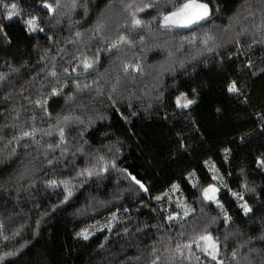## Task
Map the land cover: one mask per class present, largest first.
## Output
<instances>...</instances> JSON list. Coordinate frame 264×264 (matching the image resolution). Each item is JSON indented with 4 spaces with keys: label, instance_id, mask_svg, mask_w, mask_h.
I'll list each match as a JSON object with an SVG mask.
<instances>
[{
    "label": "trees",
    "instance_id": "obj_1",
    "mask_svg": "<svg viewBox=\"0 0 264 264\" xmlns=\"http://www.w3.org/2000/svg\"><path fill=\"white\" fill-rule=\"evenodd\" d=\"M28 2L34 4L35 0ZM140 2L78 0L81 6L70 13L71 22L67 16L60 18V23L50 21L41 12L42 26L51 40L45 33L29 36L16 20L9 22L8 32L13 43L11 46L0 43V73L6 76V80L0 82V224L3 225L0 254L17 251L22 245L26 247L22 255L6 258L3 264H150L154 255H160L163 264L164 258L169 256L165 249L174 250L177 243L193 238L191 219L183 229L179 222L165 219L172 212L182 214L177 201L195 205L197 227L219 212L215 204L201 210L196 200L200 193L191 186L186 175L195 170L201 183L211 182L213 163L233 191L241 190L239 186L244 177L240 170L245 169L255 192H245L244 196L254 208L264 209V196L260 195L264 192V172L255 164V158L264 153V135L257 132L253 115L264 109V75L251 77L240 72V62L246 59H251L257 67H264V42L254 27L264 18L261 11L264 4L261 0H219L218 18L205 26L223 41L234 33L223 34L217 32L216 27L222 29L229 23V17H233L236 29L246 27L247 34L240 38L239 53L232 43H223L213 52L204 51L199 39L189 42L192 36L187 30L164 33L155 23L151 31L147 27L128 31L132 46L109 52L108 42L116 38L118 25L127 17L123 5ZM146 11L155 14V10ZM137 15L150 19L145 13ZM100 17L107 23L104 31L97 34L93 28ZM76 31L82 34L79 39L74 36ZM203 31L197 30L198 37ZM140 36H144L143 43ZM45 49L50 50L48 57H55L58 72L74 55L83 53L89 58L97 57L90 74L79 79L89 84L97 80L102 94L97 95L96 85L92 84V90L75 94L73 100L66 102V95L72 93L69 85L63 95L48 99V112L52 117L48 119L47 114L24 99H35L40 92L49 90L47 85L51 78L47 77L46 69L52 61L48 57L44 61L39 59ZM120 60H139L144 72L134 79L123 78L112 92ZM163 68L170 71H162ZM237 76L245 81L248 103L226 91V80ZM41 84L45 85L43 89ZM192 88L198 92L196 103L187 110L175 109L174 97L178 91L190 92ZM157 94L159 99H156ZM109 95L125 115L136 113L129 116L130 123L121 120ZM12 109L20 112L18 126L35 124V138L40 144L29 140V147L25 148L21 142L16 153L9 156V147H16V142L6 147L7 141L18 130L12 127ZM70 112L85 119L98 114L107 117L94 124L96 128L103 126L107 136L89 129V143L85 146L86 151L103 154L109 162V171L100 178L76 176L80 168L89 166V161L95 163L91 156L68 154L63 162L52 167L43 163L47 143L58 139L55 129L49 126L55 124L58 114ZM33 113L34 122L28 119ZM165 115L168 119H164ZM192 120L196 125L190 123ZM194 127L199 131H194ZM176 128L185 130L190 144L186 152L176 151ZM48 131L52 132L51 136L44 134ZM241 132L247 136L243 143ZM69 140L75 143L72 136ZM117 143L121 152L117 153L115 148L109 151V147ZM225 147L231 149L227 160L222 151ZM55 155L59 156V151ZM113 159L115 169L110 166ZM205 161H208L207 166ZM25 169L32 170L25 173L26 177L34 173L32 186L28 185L27 178L19 177ZM120 169H127L142 179L149 193L140 190ZM51 177L69 180L73 195L67 203H60L63 187L49 188L44 184L43 181ZM15 178L20 180L14 183ZM81 180L85 182L81 184ZM173 183L180 185L178 193L172 190ZM156 196H161V200H155ZM218 196L233 217V229L245 236L257 234L252 229L261 227L260 217L264 212L246 218L231 192L222 189ZM82 230H88L87 240L76 236ZM210 230L223 239L225 228L219 220L211 224ZM181 231L183 236L179 234ZM152 248L157 249L155 254ZM225 261L227 264L226 257ZM176 264H205V257L193 246L192 258L177 259Z\"/></svg>",
    "mask_w": 264,
    "mask_h": 264
},
{
    "label": "snow or ice",
    "instance_id": "obj_2",
    "mask_svg": "<svg viewBox=\"0 0 264 264\" xmlns=\"http://www.w3.org/2000/svg\"><path fill=\"white\" fill-rule=\"evenodd\" d=\"M261 3L264 4V0H261ZM80 6L78 0H35L34 4L29 3L28 0H2V2H0V43H3L4 46L12 45L13 41L8 32V28L10 26L9 22L13 20H16L21 25L22 30L29 36L38 32L45 33L47 36L45 28L42 26L41 12H43L44 16L50 21L54 20L56 23H60V18L67 16L71 22L70 13ZM149 9L155 10V14L152 15L148 13L146 10ZM261 11L264 12V8H262ZM123 12L127 13V17L118 25L116 38L108 42L107 48L109 52L114 50L118 52L125 45L132 46L133 41L129 38L127 32L145 27L151 31V25L153 23L157 25L159 31L164 33H174L176 30H187L192 36V40L189 42L194 43L199 39L202 50L208 52H213L217 48L222 47L223 43H232L237 46L236 50L237 53H239L242 46L240 38L247 34L246 27H240L239 29L235 28L233 17L228 18L229 23L222 29L218 26L216 27L217 32L223 34L234 33V35L229 36L227 41H223L221 37L213 34L212 29L205 28L206 25L218 18L220 14L221 5L219 0H162V3L159 2V0H141L140 3L136 4H124ZM138 13L150 15V19H141L137 15ZM236 15L238 16V14ZM106 23L107 21L104 17L98 18L93 31L97 34L102 33L106 27ZM235 23H238V20ZM254 27L255 31L260 34L261 42H264V18H262L260 24ZM121 28L124 29L123 32L120 31ZM198 29H204L202 35L199 37L197 34ZM81 35L80 31L74 33L76 39H79ZM47 38L49 40L52 39L51 36H47ZM139 39L141 43H143L144 36H140ZM49 51V49H45L39 59L44 61L45 58L48 57ZM61 51L63 50L61 49ZM169 55H171V53H169ZM48 59L52 61L50 66H47L46 69L47 77L51 78L47 85L49 90L46 93L40 92L35 99L24 97L30 104H33L41 112L47 114L48 119L52 118L51 113L48 112V99L52 96L63 95L64 89L69 85L72 87V93L66 95V102L73 100L75 94L82 93L85 90H92V84L96 85V94H102L101 85L97 80H93L92 83L89 84L81 83L79 79L81 76L86 77L90 74V71L97 63V57L94 56L89 58L83 53L74 55L71 60L66 62L67 66H61L60 72L57 71L55 57H48ZM117 59H119V57H117ZM240 63V72H243L245 76L255 77L257 75H264V67H257L251 59H246ZM162 71L166 72L170 71V69L163 68ZM61 72L63 75H61ZM143 72L144 68L139 60H120L119 73L116 76V83L112 85L111 91L115 92L117 90L123 78L134 79L136 75L143 74ZM157 75H159V73ZM5 80V74L0 73V82ZM245 86V81L241 76L228 78L225 83L227 93L236 98H243L244 103H248L249 97L244 91ZM40 87L43 89L45 85L41 84ZM197 95L198 92L196 88H192L190 92L178 91V94L174 97L175 109L181 111L190 109V107L196 103ZM5 98H8L7 95ZM159 98L160 96L157 94L156 99ZM108 99L112 102L113 109L119 113L121 120L125 123H130L129 116H134L136 113L133 111L129 115H125L117 106V102L113 99L112 95H109ZM128 106L129 108L133 107L131 100ZM12 111L14 113L12 116V127L18 128V130L15 131L7 141L6 147L11 146L13 141L16 142V147H9V156L16 153V149L20 146L21 142H23L25 148L29 147V140L37 145L40 144V141H37L35 138L37 131L35 124L33 123L27 127L18 126L17 122L20 120V112L16 109H12ZM217 111H220V109H217ZM253 115L255 116L254 122L258 125L257 132L260 135H264V109L255 112ZM28 119L34 122L36 119L35 113ZM105 119H107V117L103 114H98L95 117L87 116L86 119L82 115H75L71 112L68 114H58L55 124L49 126L55 129L58 139L54 143H47L43 163L52 167L57 162H63L68 154H71L73 157H76L78 154L84 157L91 156L95 163L89 161V166L80 168L76 176L100 178L102 173H107L109 171V162L106 160L105 155H93L91 152L86 151L85 146L89 143L87 140L89 129H92V131H101L107 136L108 133L103 130V126L101 128L94 127L95 121H103ZM164 119H168L167 115H165ZM190 123L196 125L195 120L190 121ZM5 127H7V125ZM193 130L199 131V128L194 127ZM44 134L51 136L52 132L48 131ZM174 134L176 151H188L190 144L187 141L185 130L183 128H176ZM69 136H72V140L75 141V143L69 140ZM246 139V134L241 132L240 141L243 143ZM112 148H115L117 153L121 152L119 143L112 144L109 147V151H111ZM57 151H59V156L55 155ZM222 151L225 160H227L231 153V149L225 147ZM255 164L260 171L264 172V153H261L255 158ZM205 165H208V161H205ZM110 166L113 169L117 167L114 159L110 162ZM210 170L212 172L211 182L201 183L196 176L195 170L187 172L186 175L191 186L198 189L200 193L196 200L201 205V210H203L204 207H210L212 204H215L219 212L216 217H212L210 221L197 227L198 221L195 215V205H188L186 202L182 203L177 201V205L182 210V214L180 212H172L167 215L165 219L179 222V227L181 229H183L185 225L188 224V220L191 219L194 222L192 225L193 238L183 244L177 243L174 250L165 249V251L169 252V256L164 258L163 264H176L177 259H191L193 256V246L196 251L204 255L205 264H226L225 257L227 258V264H264V215L260 217L261 227L259 229H252V231L257 234L245 236V234L238 229H233V217L224 207L218 196L222 189L231 192L232 196L237 201L239 209L246 218L251 219L257 212H264V209L254 208L250 204L249 199H246L244 196L245 192H255L254 185L248 182L245 169L242 168L240 170L244 179L239 186L241 190L237 191H233L229 188L227 181L219 174L220 170L215 167L214 163L211 165ZM31 171L30 169H25L24 173H19L20 179H28L29 186L35 183V180L32 178L34 173L27 177L25 173H30ZM120 171L125 173L126 177L137 185L140 190H143L144 193H149L150 190L142 179L133 175L127 169H120ZM43 182L49 188L63 187L64 196L63 200L60 201L62 204L67 203L73 195L68 179L51 177ZM84 182V180L80 181L81 184ZM171 188L178 193L180 185L173 183ZM260 195L264 196V192H261ZM154 199L159 201L161 200V196H156ZM141 202L143 203V201ZM217 220H219L220 225L225 228L223 239L218 235H214L213 231L210 230L211 224L216 223ZM2 228L3 225L0 224V229ZM124 231L126 232L127 229H124ZM2 234V231H0V235ZM179 234L181 236L184 235L182 231ZM76 236L87 240L89 232L88 230H82L81 232H77ZM24 247H26V245H22L17 251H8L0 254V264H3L6 258L22 255ZM151 251L155 254L157 249L152 248ZM185 252H187V256ZM196 259L199 260V257H196ZM150 264H162V257L160 255H154Z\"/></svg>",
    "mask_w": 264,
    "mask_h": 264
},
{
    "label": "rangeland",
    "instance_id": "obj_3",
    "mask_svg": "<svg viewBox=\"0 0 264 264\" xmlns=\"http://www.w3.org/2000/svg\"><path fill=\"white\" fill-rule=\"evenodd\" d=\"M18 180H20V179L15 178V179H13V182L16 183V181H18Z\"/></svg>",
    "mask_w": 264,
    "mask_h": 264
}]
</instances>
